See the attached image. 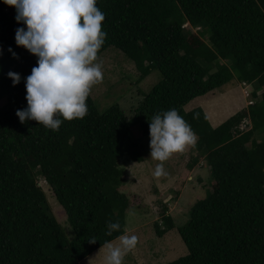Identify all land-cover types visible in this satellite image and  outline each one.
<instances>
[{"label": "trees", "instance_id": "obj_1", "mask_svg": "<svg viewBox=\"0 0 264 264\" xmlns=\"http://www.w3.org/2000/svg\"><path fill=\"white\" fill-rule=\"evenodd\" d=\"M97 6L106 16L100 55L113 47L141 78L156 69L161 80L130 117L119 105L102 113L90 96L86 117L52 131L16 115L27 108L26 79L38 58L17 45L16 31L26 25L0 0V264H81L123 234L126 214L148 209L131 205L120 190V162H143L149 121L173 108L198 137L187 170L203 158L213 180L184 226L163 206L154 224L158 237L175 231L187 249L167 264H264V0H97ZM9 72L21 76L18 85ZM238 84L251 85L259 101L218 127L203 109L185 110ZM45 186L67 217L71 240ZM110 221L121 232L107 236ZM89 237L98 240L90 244Z\"/></svg>", "mask_w": 264, "mask_h": 264}, {"label": "clouds", "instance_id": "obj_2", "mask_svg": "<svg viewBox=\"0 0 264 264\" xmlns=\"http://www.w3.org/2000/svg\"><path fill=\"white\" fill-rule=\"evenodd\" d=\"M3 2L15 8L17 22L26 25V30L16 31L17 45L38 58V66L26 79L27 108L16 112L20 122L36 121L46 129L59 131L64 121L86 117L87 100L104 80L100 52L107 37L103 29L106 16L97 0ZM8 75L14 86L20 83L18 73ZM149 130L151 160L157 161L153 176L159 181L169 177L165 163L195 147L198 137L175 108L154 115ZM118 232L121 224L108 222L106 235ZM97 240L89 237L87 241L95 244ZM138 244V236L125 227L123 234L103 242L98 254L88 258V264H125L126 256Z\"/></svg>", "mask_w": 264, "mask_h": 264}, {"label": "rangeland", "instance_id": "obj_3", "mask_svg": "<svg viewBox=\"0 0 264 264\" xmlns=\"http://www.w3.org/2000/svg\"><path fill=\"white\" fill-rule=\"evenodd\" d=\"M100 58L104 80L93 88L91 94L96 106L104 113L110 106L119 105L130 117L131 109L161 80L160 72L153 69L141 78L136 64L113 47L103 52ZM252 92L253 87L248 84L229 85L193 100L185 110L203 109L210 124L218 127L238 112L248 111L250 105L259 101ZM135 134L141 135L138 132ZM141 141L147 147L144 149L146 153L143 162H135L129 157L120 162L124 184L120 190L130 197L131 205H140L144 209L146 206L148 209L145 213L138 210L137 213L126 214L127 229L138 236L139 244L133 253L126 256L125 264H167L186 255L187 249L175 231L158 237L154 224L160 222L163 206L168 204V213L173 216L178 228L184 226L189 219L190 208L208 195L207 190L213 178L203 158L192 170H187L191 147L184 154L174 155L165 163L169 177L158 181L153 176L157 161L151 160L150 138ZM44 183L42 181L43 186ZM44 190L54 215L71 240L73 234L63 209L52 193L47 191V186ZM99 250L90 254L81 264H88V258L95 257Z\"/></svg>", "mask_w": 264, "mask_h": 264}]
</instances>
